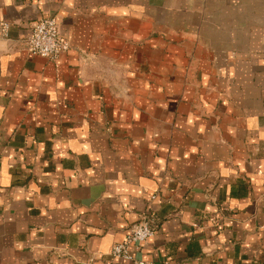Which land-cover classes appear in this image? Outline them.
<instances>
[{"label":"crops","instance_id":"0c3cea01","mask_svg":"<svg viewBox=\"0 0 264 264\" xmlns=\"http://www.w3.org/2000/svg\"><path fill=\"white\" fill-rule=\"evenodd\" d=\"M137 261L264 264V0H0V264Z\"/></svg>","mask_w":264,"mask_h":264},{"label":"built area","instance_id":"2783aa9c","mask_svg":"<svg viewBox=\"0 0 264 264\" xmlns=\"http://www.w3.org/2000/svg\"><path fill=\"white\" fill-rule=\"evenodd\" d=\"M2 30H7V25L3 24ZM25 48L34 55L55 60L59 55L69 48L68 40L63 37L58 29L56 20L53 17H44L36 21L29 34L24 40ZM157 225L151 217H145L141 221L128 228V232L123 240L113 244L110 254L113 257L133 260L129 251L130 246L139 248V244L155 235ZM137 264H145L137 261Z\"/></svg>","mask_w":264,"mask_h":264}]
</instances>
